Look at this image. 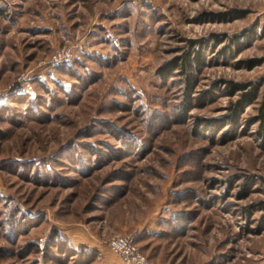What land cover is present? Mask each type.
<instances>
[{"label": "rangeland", "instance_id": "374dc122", "mask_svg": "<svg viewBox=\"0 0 264 264\" xmlns=\"http://www.w3.org/2000/svg\"><path fill=\"white\" fill-rule=\"evenodd\" d=\"M0 8V264H264V0Z\"/></svg>", "mask_w": 264, "mask_h": 264}, {"label": "built area", "instance_id": "2783aa9c", "mask_svg": "<svg viewBox=\"0 0 264 264\" xmlns=\"http://www.w3.org/2000/svg\"><path fill=\"white\" fill-rule=\"evenodd\" d=\"M107 245L123 264H159L142 251L134 232L115 234L107 240Z\"/></svg>", "mask_w": 264, "mask_h": 264}, {"label": "trees", "instance_id": "16d2710c", "mask_svg": "<svg viewBox=\"0 0 264 264\" xmlns=\"http://www.w3.org/2000/svg\"><path fill=\"white\" fill-rule=\"evenodd\" d=\"M3 10L0 8V14H2ZM198 49V48H197ZM180 58H181V64H184V63H187V58H185L184 55H180ZM199 58V53H198V50H197V54L196 56L194 57V59H198ZM174 64H177V62L175 61ZM231 85L233 86H243V84H237V83H231ZM258 118L260 119V129H259V132L261 133L262 136H264V98L258 108Z\"/></svg>", "mask_w": 264, "mask_h": 264}, {"label": "crops", "instance_id": "0c3cea01", "mask_svg": "<svg viewBox=\"0 0 264 264\" xmlns=\"http://www.w3.org/2000/svg\"><path fill=\"white\" fill-rule=\"evenodd\" d=\"M107 248H108V250L113 254V255H115L111 250H110V248L108 247V245H107ZM116 256V255H115ZM117 257V256H116ZM118 259H116L117 261V264H123V262L119 259V257H117Z\"/></svg>", "mask_w": 264, "mask_h": 264}]
</instances>
